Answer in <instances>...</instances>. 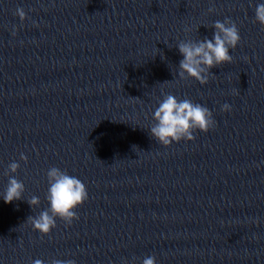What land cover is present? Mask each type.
<instances>
[{"label": "clouds", "instance_id": "9594fccd", "mask_svg": "<svg viewBox=\"0 0 264 264\" xmlns=\"http://www.w3.org/2000/svg\"><path fill=\"white\" fill-rule=\"evenodd\" d=\"M214 11L210 8L209 12ZM254 22L264 27V3H257L254 8ZM15 15L21 21L26 19L23 8H17ZM214 33L211 39L205 37L199 41L180 42L177 46L183 59L179 62V77L181 79L192 78L201 85L209 82L210 69L233 61L230 49H236L240 44L241 36L238 26L234 21L226 18L223 22L217 20L213 24ZM15 35V32H13ZM222 111L230 112L231 105H222ZM153 119L156 123L151 126L150 134L163 146H170L181 140L192 141L194 133H207L215 126L212 112L205 106L194 103L189 99L178 100L172 94H165L164 99L156 108ZM20 159L27 163L28 157L21 153ZM11 173H16L20 165L12 162L9 166ZM49 189L46 199L50 204L48 210L39 213L38 216H29L34 231L42 235H49L56 227V219L59 218L66 225H71L79 219L75 209L82 206L88 200L89 195L86 185L76 176L69 175L66 171L52 167L47 171ZM25 185L14 176L9 177L8 185L3 199L5 203H12L23 199ZM27 203L33 208L40 204L36 196H32ZM33 264H44L40 259ZM51 264H75V261L53 260ZM143 264H156L154 256L147 257Z\"/></svg>", "mask_w": 264, "mask_h": 264}]
</instances>
